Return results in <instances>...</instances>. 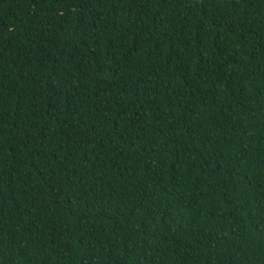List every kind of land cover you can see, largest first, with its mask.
<instances>
[{"label":"trees","instance_id":"obj_1","mask_svg":"<svg viewBox=\"0 0 264 264\" xmlns=\"http://www.w3.org/2000/svg\"><path fill=\"white\" fill-rule=\"evenodd\" d=\"M0 264H264V0H0Z\"/></svg>","mask_w":264,"mask_h":264}]
</instances>
